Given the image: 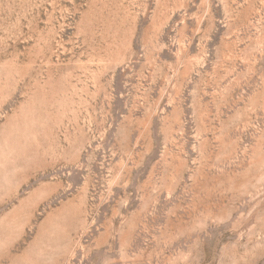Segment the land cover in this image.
Wrapping results in <instances>:
<instances>
[{
	"label": "rangeland",
	"instance_id": "obj_1",
	"mask_svg": "<svg viewBox=\"0 0 264 264\" xmlns=\"http://www.w3.org/2000/svg\"><path fill=\"white\" fill-rule=\"evenodd\" d=\"M0 264H264V0H0Z\"/></svg>",
	"mask_w": 264,
	"mask_h": 264
}]
</instances>
